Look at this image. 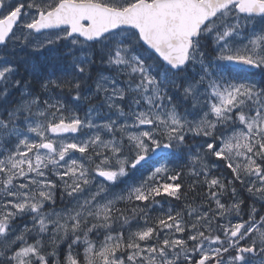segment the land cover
<instances>
[{
  "label": "snow or ice",
  "instance_id": "1",
  "mask_svg": "<svg viewBox=\"0 0 264 264\" xmlns=\"http://www.w3.org/2000/svg\"><path fill=\"white\" fill-rule=\"evenodd\" d=\"M0 264H264V0H0Z\"/></svg>",
  "mask_w": 264,
  "mask_h": 264
}]
</instances>
